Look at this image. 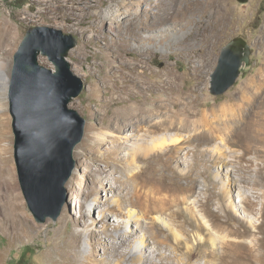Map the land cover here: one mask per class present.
<instances>
[{
	"label": "rangeland",
	"instance_id": "rangeland-1",
	"mask_svg": "<svg viewBox=\"0 0 264 264\" xmlns=\"http://www.w3.org/2000/svg\"><path fill=\"white\" fill-rule=\"evenodd\" d=\"M99 1L102 4L92 9L89 16L85 17L78 11L74 14L75 20H69V15L59 6L60 3L55 1L52 6L47 7L45 3H38V0H0V26H13V36L16 39L14 44L9 45V63L4 67V72H1L8 75L9 81L6 83L4 76H0V104H5L4 107L0 106V116L5 113L7 118L5 130H1L4 132V138L0 142V150H3L0 153V165L5 160L9 161L19 203L22 205L18 211L21 219L18 232L0 221V264H87L88 256L95 260L96 264H117L123 260L125 263L119 264H128L131 260L130 250L140 252L141 239L126 245L124 249H119V239L125 228L114 231L122 218L118 210L109 214L111 224L108 227L111 235L102 233L101 204L105 199L109 200V203L113 202L114 191L105 186L97 197H86L96 178L100 176L106 182L105 185L108 183L107 186L116 177L126 179L129 171L122 173L121 168H129V154L138 152L134 145L135 140H127L128 136H133L128 130H119L114 124L108 125L113 112L123 105L109 98L119 90L126 78L133 81L132 74L147 89L144 92L141 86L134 89L129 87L132 101L145 100L148 102V108H154L159 102H166L175 93L176 97L183 98L180 100L181 106L188 100L194 101L193 106L197 113L195 119L199 120L206 114L211 127L201 126L199 123L193 130L177 134L169 132L168 136L157 141L159 147L152 149L146 159L142 158L140 172L146 168L152 179H159L161 176L160 178L165 177L169 182L163 186L155 180L148 189L156 191L158 198L168 202L174 201V208L171 209L174 215H170L169 211H158L146 216L141 210H132L136 217L125 222L140 235L151 227L152 234H147L145 241L147 249L144 256L147 259L143 264H160V256L152 253L156 240L166 242V246L161 248L164 253L169 254L175 243V236L178 235L186 242L188 234L191 240L188 239L186 243L196 245L192 264H204L207 258L201 254L205 255L209 251L208 248H211L210 244L204 241L213 242L212 235L218 238L226 234L221 228L226 212L229 213L228 224L231 227L237 226L240 231L248 233L253 231L247 222L259 221L249 212L250 208H255L258 214L264 213V0H249L247 3L238 0H213L214 30L205 29L199 17L184 10L185 2H178L177 9L183 10L167 23V28H172L171 30L159 31L161 27L152 25L139 30L132 38L125 39L132 48L150 45L158 48V51H152L145 57H140L135 52L128 55L126 59L134 69L124 66L123 61L118 58L117 47L124 40V30L120 28L126 29L129 25L128 20L136 10L137 1ZM78 5L80 4L76 7ZM111 7L114 23L109 22L107 26L97 28L94 16L108 11ZM146 7L148 5L144 4L143 8ZM208 20L209 15L205 18V23H208ZM44 26L70 35L77 41L67 59L74 73L82 79L85 90L73 100L70 107L77 110L86 119L87 124L83 140L74 151L77 165L66 185L68 204L64 206L57 221L50 218L45 223H39L28 208L19 181L14 158L15 135L9 95L15 54L28 31ZM95 29L98 30L96 35ZM187 31H197L199 39L209 35L211 40L195 49L186 46L177 49L166 48L169 42L178 46V43H175V40L180 42L176 38L177 35ZM148 37L150 38L147 39ZM238 37L247 41L251 48L250 64L243 65L234 87L222 96H214L210 91L211 74L218 65L222 49ZM132 40L143 41L138 44ZM39 61L42 65L54 69L49 57L40 55ZM171 80L176 85L172 90L168 89ZM125 92L128 93V90ZM249 121H253V124L247 131L250 134L247 143L241 141V136H238L242 130L246 132ZM205 128L210 130L209 136H205ZM145 130L148 129L145 127ZM92 134L95 139L89 138ZM106 135H115L122 141V144L115 143L113 152L115 151L117 156H110V159L104 156L108 144L99 148L96 141ZM177 141L181 142L182 147L179 153L171 151L168 146L161 147L164 142L173 144ZM185 159L189 161L185 163ZM184 171L187 173L185 176L182 175ZM117 185L119 184H115ZM162 186L164 189L161 190ZM184 187L187 190L180 192ZM209 195L210 203L202 206L198 200ZM96 198L101 203L94 204ZM85 200L87 206L93 203V212H87L84 208L83 213L81 212V204H84ZM120 201L126 205L123 198ZM179 201H182L183 205L178 206ZM0 205L2 220L6 211L2 208L4 204ZM258 218L261 217L258 215ZM190 219L206 224L207 230L203 229L195 235L190 232L188 223L184 227L180 225ZM88 238L94 247L89 246V250L83 252ZM110 238L116 239L115 245L110 242ZM150 253L152 259L148 260ZM182 262L176 264H185Z\"/></svg>",
	"mask_w": 264,
	"mask_h": 264
},
{
	"label": "bare ground",
	"instance_id": "bare-ground-1",
	"mask_svg": "<svg viewBox=\"0 0 264 264\" xmlns=\"http://www.w3.org/2000/svg\"><path fill=\"white\" fill-rule=\"evenodd\" d=\"M38 1H39L38 3H45L47 7L52 6L54 4V1L56 3H60L59 6L62 7L63 10H65L64 12L67 15H69L68 18L69 20H75L74 14L78 11L81 12V14L85 17L89 16L92 9L102 4L99 0H89V1L88 0H38ZM103 1L105 0H102V2ZM136 1H137L136 10L132 13L131 18L128 20L129 25L127 26L126 29L120 28V30H124L122 33L123 35L122 37L124 38V40L122 43L118 44L117 55L118 58L123 61L124 66L133 67V65L128 63V60L126 59L128 55L132 54V52L137 53V55L140 57H145L146 55H150L152 51H158V48L155 45H150L146 47L138 46L136 48L134 47L132 48L129 46L127 42H125V39H127V37H129L128 39L132 38V36L135 33H138L139 30H143L145 29V27H149L152 25L154 26L158 25L157 27H161L159 28V31L171 30L172 28H167L166 25L170 21V19H173L174 15L178 16L180 12H182L183 9L182 10L177 9V3L180 1L185 2V5L183 7L187 13L189 14L191 13L192 16L200 18V22L203 23L202 26L205 29H210V30L215 29L214 23L212 21V8L214 6L213 0H146V1L136 0ZM77 4L80 5L76 7ZM144 4L148 5V7L143 8ZM111 8L104 13H100L94 16V21L97 23L96 24L97 28L100 29V27L107 26L109 22L114 23L115 19L112 16L114 13L111 11L113 10V7ZM208 15H209L208 23H205V18L208 17ZM142 18H147V20H143ZM81 23H83L82 20ZM97 31L98 30L96 29L94 30V35H96ZM14 33H15V28L13 26H8V27L5 25H3L2 27L0 26V56H1L0 76H4V81L6 83L9 81V77L5 73L3 75L1 72H4L3 71L4 67L7 66L9 63L8 58L10 56V51H11L9 45L14 44L16 41V39L13 36ZM197 36H198L197 31H187L180 33L179 35H177L176 38L179 39L181 43L175 40V43H178V46H174L172 42H169L168 44H166V48L177 49L178 47L186 46L189 49H195L200 44L209 43L211 40V37L209 35L204 39H199ZM149 38L150 37H148L147 39ZM132 41H136V43L139 44L143 40H140L138 42L137 40H132ZM120 76L123 77V75ZM131 79H133V81L126 78V80L122 82V86H119L120 87L119 90L115 91L114 95L109 98L110 100H115L116 103H123V105L116 108V110L113 112V115L108 120V125L114 124L119 128V130L120 129L128 130L129 134L133 136L130 137L128 136L127 140H131V139L135 140L134 145L137 148L138 152L136 154L134 153L129 154V158L127 160L130 166L129 168L121 166L122 173L129 171V174H127L128 176L126 179H119L116 177L107 186L108 183L105 185L106 182H104V180L102 179L103 177L100 176L96 178V181L94 182V186L88 192V195L86 197H97L101 192V190L105 189V186L114 191V194H112L114 195L113 202L109 203V200L105 199L104 203L101 204L102 210L100 211V215L103 220L101 224V228L103 230L102 233L105 234L106 236L111 235L110 234L111 230L108 227L111 224L109 219V214L112 211L118 210L122 218L119 220V224H118L119 226L114 228V231L119 230L121 228H125V230L122 231L121 233V238L119 239L120 240L119 249H124L126 245H131L141 239L140 243L142 247L140 249V252L137 253V251L135 250L133 251V249L130 250L131 260L129 261L128 264H143V262H145L147 259L144 256V253L147 249L145 241L147 240V234L148 235L152 234L150 233L151 227L147 228L145 232L142 231V234L140 235L137 232L133 231L129 223L125 221H127V219L136 217L135 213H133L132 210H141L143 214H145L146 216H149L158 211H161L163 213L169 211L170 215H174L173 214L174 211L171 210L174 208V204H173L174 201L172 199L173 202H168L167 200L158 198L155 195L156 191H154L152 188H151L152 190H150V188L148 189V187L150 186L151 183H153V181L155 183V180L159 181L163 186L168 185L167 184L168 181L165 177L160 178L161 176L159 177V179L156 178L152 179L149 170H147L146 168L140 172L139 169L142 158L143 157L145 158L147 154H149L152 151V149L159 147L157 141L163 139L166 135L168 136L169 132L177 134L181 131L193 130L198 126L199 123L201 124V126L204 125L209 127L210 121L206 114H203L199 120L195 119L197 117V113L194 110V106H193L194 101L188 100L187 102H184V104L181 106L180 100L183 98H181L180 96L176 97L177 94L175 93H173V96L170 97V99H168L166 102L165 101L159 102L154 108H148L147 107L148 102L145 100L132 101L131 100L132 96H130L131 94L129 93L130 91L128 88L130 87L134 89L136 88V86H141L144 88V86H142L141 81H139L135 77V75L132 74ZM172 81L173 80H171L168 83L169 84L168 89L170 90L176 88L175 82L173 83ZM163 87L166 89L164 85ZM126 90H128V93L125 92ZM146 90L147 89L144 88V92ZM4 105H5L4 103L0 104V106L2 107H4ZM0 120H1L0 124H3V126H0V142H1L4 138V132L1 130H5L6 128L5 124H7V118L5 113L2 114V116H0ZM252 124L253 121L247 122L246 132H243V130L241 131V134L238 136V137L241 136L240 137L241 141L243 142L249 141L250 134H248L249 132L247 131L251 129L250 126ZM145 127L148 130H145ZM118 128H116V131H118ZM205 131H206L205 136H209L210 130H208V128L207 129L205 128ZM89 138L95 139L93 134ZM96 141L98 144L97 146L99 148H102L108 144L109 147L106 149V152L104 153L106 159H110V156H114V155L117 156L116 152L115 151L113 152L115 143L122 144V141H120V137H117L115 135H106L105 138H100L99 140ZM180 144L181 142L178 141L173 144L172 143L167 144V142H164L163 144H161V147L168 146L171 151L179 153V151L182 149ZM150 145L152 146L150 147ZM2 151L3 150L1 149L0 153ZM187 161L189 160L185 159V163ZM10 166L11 165L9 164L8 160L3 161L2 164L0 165V204H4L2 208H4L6 211V216H4L3 219L0 221L4 223V225H10L15 232H18L21 224V219L18 211L22 205L21 203H19V196L17 194V188L14 181L13 172ZM189 168H190V163L188 164V169ZM185 174H187L186 171H184L182 175L185 176ZM115 184H119V185L115 186ZM163 186L161 187V190L164 189ZM186 190L187 189L184 187L181 188L179 191L185 192ZM226 192H228V190ZM122 198L125 200L126 205H124L123 202L120 201ZM198 201L202 203V206H206V204L210 203V195ZM93 202L94 204H96L97 202L100 201L96 198L95 201ZM107 202L108 204L105 205V203ZM92 204L90 206H87L86 200L84 201V204L82 202L80 208L81 212L83 213V208L87 212H93V210H91L94 209V206ZM179 204L178 206H181L183 205V202L179 201ZM256 211L257 210L255 208L253 207L250 208L249 212L253 214L255 218L259 219V221L247 222L253 231L249 233L247 231H242V230L240 231L237 226L231 227L228 224L229 213L228 212L225 213V222H223L222 225L223 227L221 226L220 227L224 229L226 234L223 237H218V238L212 235L211 240L213 242L204 241L205 243H209L211 247L208 248L209 251H207L205 255L201 254L202 256L207 258L204 264H264V213L259 212L258 214ZM191 214L192 216H194L193 211H191ZM258 215L261 218H258ZM186 223L189 224L190 232H192L195 235L197 232L203 229L207 230L206 224L197 221L196 219L195 220L190 219V221L187 222L184 221L183 223L181 222L180 225L184 227ZM120 225L122 226L120 227ZM208 233H210V231H208ZM247 238H250V240L248 241ZM188 239H189V234H188ZM188 239H186V242ZM110 242L113 245H115L116 239L110 238ZM174 242H175L174 245L170 249V253L166 254L161 248L162 246H166V242H164V240L155 241L154 243L155 246L152 250V253L157 256H160L159 259L161 260L160 264H176V262H180V261H183L185 264H192L193 263L192 258H193V254L195 253L196 245L194 246L189 245L184 240L180 239L178 235L175 236ZM89 246L92 247L93 245L91 244L88 238L86 240V244L83 252L89 250ZM148 257H149L148 260L152 259L151 253L150 256ZM86 262L87 264H96V261L89 256L87 257ZM121 262L125 263V260L120 261L119 263Z\"/></svg>",
	"mask_w": 264,
	"mask_h": 264
},
{
	"label": "water",
	"instance_id": "water-1",
	"mask_svg": "<svg viewBox=\"0 0 264 264\" xmlns=\"http://www.w3.org/2000/svg\"><path fill=\"white\" fill-rule=\"evenodd\" d=\"M76 45L70 35L38 27L27 32L14 57L9 95L14 158L28 208L39 223L57 221L68 204L74 151L85 135L86 119L70 107L85 90L67 59ZM40 55L49 57L54 69L42 65ZM250 58L247 41L231 40L211 74V93L222 96L234 87Z\"/></svg>",
	"mask_w": 264,
	"mask_h": 264
}]
</instances>
